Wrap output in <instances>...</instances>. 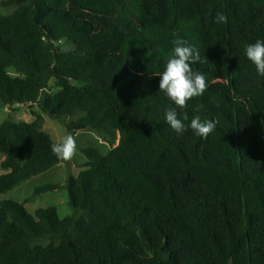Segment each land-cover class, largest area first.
I'll return each mask as SVG.
<instances>
[{
    "label": "trees",
    "instance_id": "1",
    "mask_svg": "<svg viewBox=\"0 0 264 264\" xmlns=\"http://www.w3.org/2000/svg\"><path fill=\"white\" fill-rule=\"evenodd\" d=\"M176 38L209 84L177 111L217 122L207 139L165 121L175 105L156 74ZM257 40L264 0H0V109H38L0 124V264H264V76L245 54ZM63 41L76 50L58 52ZM78 114L70 132L112 147L83 149L73 214L2 200L61 163L43 117Z\"/></svg>",
    "mask_w": 264,
    "mask_h": 264
},
{
    "label": "rangeland",
    "instance_id": "2",
    "mask_svg": "<svg viewBox=\"0 0 264 264\" xmlns=\"http://www.w3.org/2000/svg\"><path fill=\"white\" fill-rule=\"evenodd\" d=\"M71 46L69 41H63L58 44L57 50L58 52H64L65 48H71ZM74 85L78 86L75 83ZM47 91L52 94L57 93L58 90L54 88V81H51ZM33 112H38L36 106L31 108L29 105H13L9 108L0 109V124L8 120L17 123H31L35 119ZM82 116L84 114H78L67 121H57L49 116L43 117V131L49 134L55 142H59L66 134H72L76 137V155L71 161H61L59 165L49 172L25 181L19 187L1 197L2 200H14L17 203L24 204L27 212L30 214H33L37 209H47L50 207L57 209L61 219L73 214L74 209L69 205L70 199L67 181L70 177H78L85 170L87 158L83 154V149L95 148L102 154H106L112 147L107 137L102 133L89 129L79 132L69 131V127ZM3 160L4 156L0 154V174L5 173L1 168ZM48 184H56L58 185V189L34 195L38 187L41 188Z\"/></svg>",
    "mask_w": 264,
    "mask_h": 264
},
{
    "label": "clouds",
    "instance_id": "3",
    "mask_svg": "<svg viewBox=\"0 0 264 264\" xmlns=\"http://www.w3.org/2000/svg\"><path fill=\"white\" fill-rule=\"evenodd\" d=\"M215 21L227 23V17L222 12H217ZM164 70L156 75L159 79V91L163 92L167 99L175 105L165 111V121L177 134H183L188 128L203 139L215 130L216 123L211 120H201L200 116H194L189 124L187 112L182 118L177 109H186L187 102L195 97L202 96L209 88L207 78L199 71L193 70L194 63H200L199 50L193 48L187 41L176 38ZM75 46L65 48L64 51H75ZM246 57L255 65L259 75L264 76V40H257L245 46ZM53 155L60 161H71L77 151L76 137L66 134L59 142L51 144Z\"/></svg>",
    "mask_w": 264,
    "mask_h": 264
},
{
    "label": "water",
    "instance_id": "4",
    "mask_svg": "<svg viewBox=\"0 0 264 264\" xmlns=\"http://www.w3.org/2000/svg\"><path fill=\"white\" fill-rule=\"evenodd\" d=\"M163 255H164V258H163V260H162V262L160 264H162L163 262H170V260H171L170 254L163 253Z\"/></svg>",
    "mask_w": 264,
    "mask_h": 264
}]
</instances>
